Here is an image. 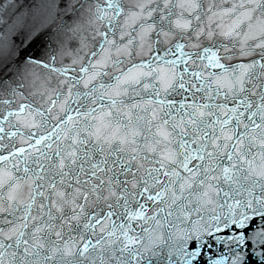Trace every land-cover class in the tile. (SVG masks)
Segmentation results:
<instances>
[{
	"label": "snow or ice",
	"instance_id": "6c2138e0",
	"mask_svg": "<svg viewBox=\"0 0 264 264\" xmlns=\"http://www.w3.org/2000/svg\"><path fill=\"white\" fill-rule=\"evenodd\" d=\"M0 264H264V0H0Z\"/></svg>",
	"mask_w": 264,
	"mask_h": 264
},
{
	"label": "water",
	"instance_id": "95a60500",
	"mask_svg": "<svg viewBox=\"0 0 264 264\" xmlns=\"http://www.w3.org/2000/svg\"><path fill=\"white\" fill-rule=\"evenodd\" d=\"M33 51H34V49H33Z\"/></svg>",
	"mask_w": 264,
	"mask_h": 264
}]
</instances>
